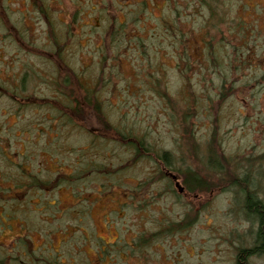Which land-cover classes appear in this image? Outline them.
Listing matches in <instances>:
<instances>
[{
  "label": "rangeland",
  "instance_id": "obj_1",
  "mask_svg": "<svg viewBox=\"0 0 264 264\" xmlns=\"http://www.w3.org/2000/svg\"><path fill=\"white\" fill-rule=\"evenodd\" d=\"M0 3L20 33L6 35L0 19V87L17 98L62 101L55 86L57 67L37 50L49 48L44 17L34 10L32 0ZM47 3L61 38L63 63L82 74L89 86L99 74L110 76L100 93L109 124L168 150L182 180L189 179L190 170H199L211 187L223 175L247 173L250 188L264 201V0H212V19L210 9L198 0ZM113 20L122 27L119 43L111 42L108 34ZM69 22L68 37L64 23ZM204 38L212 40L217 59L202 45L191 46L192 65L186 72L176 44L182 39L204 44ZM184 104L188 107L183 111ZM184 114L194 143L182 130ZM86 120L93 133L117 136L94 115L88 113ZM93 133L71 124L55 107L18 103L0 90V144L11 155L5 159L0 147V174L13 176L17 163L43 177L70 173L83 167L82 152L109 168L131 163L118 177L121 186L100 189L99 181L85 177L42 191L40 201L28 194L26 213V203L20 208L10 198H0V211L17 214L8 222L0 213V250H9L23 235L31 241L36 264H45L43 257L57 259V249L66 264H234L236 247L251 246L256 225L244 212L238 188L225 183L211 191L189 192L171 185L168 191L156 180V165L147 159L131 161L119 137L99 139ZM130 188L135 192H128ZM80 195L90 205L88 218L81 222ZM53 201L57 206L52 208L48 203ZM183 219L187 225L182 229L164 230ZM76 224L92 235L90 240L74 232L63 242L64 230H74ZM249 264H264V253L251 257Z\"/></svg>",
  "mask_w": 264,
  "mask_h": 264
},
{
  "label": "trees",
  "instance_id": "obj_2",
  "mask_svg": "<svg viewBox=\"0 0 264 264\" xmlns=\"http://www.w3.org/2000/svg\"><path fill=\"white\" fill-rule=\"evenodd\" d=\"M2 1V0H0ZM203 5H206L211 12V19L214 17L215 8L212 4V0H198ZM34 7V10L38 12L41 16L45 19L46 24V30H47V37L49 41V48H43L38 47V52L45 55L47 59H49L55 66L57 67V78H56V91L64 97V99L55 100V99H49V98H39L30 96L29 98H17L14 96L13 93L8 92L3 89V87H0V90L4 92V94L9 95L10 97H14V99L18 103L23 104H38V105H50L52 107H55L59 112H61L62 116H66L67 120L71 122V124H74L87 132L92 131L95 132L94 128L89 126L86 120V117L88 113L90 115H94L96 121L103 125L106 129H111L115 135H112V133L107 132H99L98 134H94L95 137H98L99 139L103 138L106 140H109L110 138L116 139V137H119L120 143L125 145L127 149L130 152L131 161L134 162L147 159L149 160L153 165H156L157 168L161 166L172 168L171 164V154L168 150H163L160 147L153 146L150 141H147L145 136H137V135H125L123 132L120 133L115 129V127L111 124H109L108 119L105 116V105L103 101L100 100V93L101 89L104 87V85L108 82L106 79H109L110 76L107 78L104 77V75L99 74L98 77H96V82L94 83V86H89V83L82 78V74L77 73L74 71L73 68L68 66L67 64H64V59L62 57V44L61 38L58 35V32L54 26V22L51 21L50 16L53 14L52 12L48 11V3L47 0H32ZM6 7L2 3H0V19L3 21L2 27H5L7 34H12L15 32L18 34L19 32L15 29V25L9 20L8 18V12L5 10ZM66 25V30H68V37L70 36V33L72 31L71 23H64ZM123 26V24H120ZM15 30V31H14ZM26 30H24V33ZM108 34L111 35V42H118L119 39H123V33H122V27L117 26L116 22L113 20L108 28ZM20 36V33H19ZM179 41V40H178ZM204 44L199 43L198 41H192L195 44H189V41L186 39H182V41L178 44H176L175 48H180L183 52L182 56H179L182 63L185 64V71H189L190 67L192 65V62L190 61V54L189 49L191 46L195 47H203L204 49L207 48L209 55L212 57L213 60L217 59L216 50L214 49L215 46L212 44V40L209 38L202 39ZM208 41V42H207ZM121 42H124L122 40ZM23 45H28V43H24ZM182 45V46H181ZM205 45V47H204ZM46 49V50H45ZM117 56V52H116ZM57 60V61H56ZM55 62V63H54ZM180 64L179 62H177ZM189 64V65H188ZM2 86V85H0ZM223 92H220L222 94ZM32 97V98H31ZM222 99V98H221ZM192 103H189L188 106H190ZM196 104V103H194ZM188 106L181 105V110H185ZM187 115H181V124H182V130L184 133L190 137V143H194L196 141L194 133L191 131L190 128L185 127V117ZM100 131V130H99ZM119 135V136H118ZM0 147H2L4 158L9 161L11 155H8L7 150L5 147H3L0 144ZM19 154H22L19 153ZM211 157V156H210ZM81 158H85L83 163L81 164L83 167L79 168L78 170L71 171L70 173H66L63 171L59 172H53L51 176H41L37 173H33L31 170H27L23 164L17 163V165H13L16 167V174H13V176H10L12 173H3L0 174V198L1 199H9L13 200V203L20 208H22V204H24V207L22 208L24 212L26 213L29 211L28 209V194H34V196H37L39 201L42 199V191H50L54 190L60 185H73L76 181H79L85 177L89 180H96L98 182L99 188H103L105 185L110 186V190L114 189L116 186H121L122 183L118 182V177L121 176L123 171L131 166V163H126L123 166L113 167L109 168L106 164H103L102 162L92 161L91 159H88L85 156V153L82 152ZM49 173V172H47ZM204 173L196 170L189 172V179L185 180L186 189L189 192H192L193 190L198 191H211L214 186H217L220 188L221 186L226 184H229L231 186H235L238 188L244 196V212L247 216L253 218V222L255 223V232L253 236V242L251 246H238L236 247V254L234 258V264H249L250 258L261 255L264 253V201L261 200L254 190H252L249 186L250 178L249 174L244 173L242 176L239 175H230V177L225 178L224 175L221 176L219 179V182L210 187V182L208 179L203 177ZM112 176H115V181H110V178ZM157 179L163 181L166 185V189L168 191L173 190L171 187V182L162 174H157ZM165 179V180H164ZM142 187L141 189L145 188V185H140ZM211 189V190H210ZM131 191H134L133 189H129ZM135 192V191H134ZM96 197V196H95ZM94 197V198H95ZM128 197H133L131 193H128ZM85 198L84 195H80L79 201H78V218L81 222L82 219L88 218L89 211H90V205L84 203ZM52 208L56 207V203L53 201L52 203H48ZM77 203L73 204V206H76ZM46 206V204H45ZM69 208V211L71 215L75 212V207ZM58 211V210H57ZM65 210H61V214L64 213ZM0 213L4 214L6 217V221H14L17 219V214L11 211H5L1 210ZM22 223V222H20ZM187 225L186 219H183L179 222L170 223V225H167L165 227V231H171V230H179L182 229ZM76 229L74 230H64L66 232V238H63V242H66L68 238L74 233V232H80L82 237H84L85 240H90L91 234H86L82 227L79 224L75 225ZM11 231V230H9ZM26 231V227L23 228V231L21 233H24ZM142 239V238H141ZM130 244L134 245L135 240H132ZM1 244V243H0ZM95 244V243H94ZM137 243H135L136 245ZM22 246V247H21ZM97 247V255L100 260H103V256L101 255V247H98V242L95 244ZM21 247V248H20ZM28 250V252H27ZM33 249H31V241L23 237V235H18L17 242L10 247V249H6L5 247H2L0 250V262H6V264H11L12 262H19L20 264H36L38 261V257L36 255H33ZM3 252V253H1ZM63 253H61L57 249V259L55 257H52V259L44 258L42 261L45 264H66L65 260H62L60 256ZM72 254V253H71ZM66 255H69V253H66ZM85 259V258H84ZM86 262V261H85Z\"/></svg>",
  "mask_w": 264,
  "mask_h": 264
},
{
  "label": "flooded vegetation",
  "instance_id": "obj_3",
  "mask_svg": "<svg viewBox=\"0 0 264 264\" xmlns=\"http://www.w3.org/2000/svg\"><path fill=\"white\" fill-rule=\"evenodd\" d=\"M154 170H156V175L162 174L165 177V179L166 178L167 180L169 179L171 182V185H173L176 189H178V187H181L182 189L186 187V185L184 186L185 180H182L181 176L179 175V173L176 172V170L172 168H167L161 165L159 168H155Z\"/></svg>",
  "mask_w": 264,
  "mask_h": 264
},
{
  "label": "water",
  "instance_id": "obj_4",
  "mask_svg": "<svg viewBox=\"0 0 264 264\" xmlns=\"http://www.w3.org/2000/svg\"><path fill=\"white\" fill-rule=\"evenodd\" d=\"M179 191H182V188L181 187H178Z\"/></svg>",
  "mask_w": 264,
  "mask_h": 264
}]
</instances>
